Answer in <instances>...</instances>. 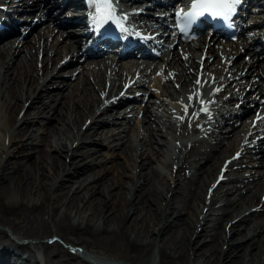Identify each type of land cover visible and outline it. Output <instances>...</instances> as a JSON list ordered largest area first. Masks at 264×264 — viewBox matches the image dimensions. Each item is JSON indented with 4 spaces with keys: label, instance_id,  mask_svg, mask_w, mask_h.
Wrapping results in <instances>:
<instances>
[{
    "label": "bare ground",
    "instance_id": "6f19581e",
    "mask_svg": "<svg viewBox=\"0 0 264 264\" xmlns=\"http://www.w3.org/2000/svg\"><path fill=\"white\" fill-rule=\"evenodd\" d=\"M64 4L0 0V99L8 113L0 126V225L17 236L0 227V264H264V113L256 112L264 104V44L200 34L180 50L167 29L154 57H132L107 75L94 70L99 61L79 62L64 39L72 28L59 18L72 14ZM168 9L159 11L167 26ZM240 9L264 35V0H241ZM22 24L18 39L1 37ZM25 62L33 74L23 72ZM130 94L138 101L117 105ZM42 116L54 121L45 128L52 154L32 146ZM103 144L120 147L127 161L107 176L94 168ZM243 163L253 168L239 175ZM53 236L77 252L43 241Z\"/></svg>",
    "mask_w": 264,
    "mask_h": 264
},
{
    "label": "rangeland",
    "instance_id": "374dc122",
    "mask_svg": "<svg viewBox=\"0 0 264 264\" xmlns=\"http://www.w3.org/2000/svg\"><path fill=\"white\" fill-rule=\"evenodd\" d=\"M14 1H17V0H14ZM48 1V0H47ZM54 1V0H53ZM52 2V0L50 1V3ZM61 17V16H60ZM35 22V21H34ZM38 24H42V21L40 22V21H37V25ZM24 26V24H22V25H19V27H23ZM29 35V34H28ZM4 36H6V35H4ZM31 36V35H30ZM20 37V35L19 34H16V37H13V39H18ZM82 58V57H81ZM24 62V61H23ZM22 62V63H23ZM79 62H81V63H83L84 62V60H80ZM78 62V60L75 62V61H72V63H79ZM21 64V63H20ZM24 67H22L24 70H23V72H26V69L25 68H27V70H28V72H26V74L28 75V73H30V74H33L34 72L32 71V65L30 64L29 65V63L28 62H25L24 63V65H23ZM29 66H31V68H30V70L28 69V67ZM78 74V73H77ZM130 93L132 94L133 93V91H130ZM131 94L128 96V98H125V99H122L119 103H117V105L118 106H120V105H122V104H124V103H133L134 101H138V100H134V99H132L131 98ZM7 100H11V103L13 102V99H9V97L7 98ZM125 100V101H124ZM3 99L1 98L0 99V126L2 127L3 126V128H5L6 127V123H5V120H6V118H7V115H8V113H7V111H6V108H5V104L3 103ZM25 107H26V105H23V108L25 109ZM245 111H247V112H250L251 111V109H247V110H245ZM245 111L241 114V116H243L244 114H245ZM43 120L42 121H44V122H42V124H40V123H35L34 124V130H33V132H34V135L32 136V139H33V143H32V146L33 147H43L44 148V150H45V152H48V153H51L52 154V150H51V148L48 146V145H46L45 143H46V139H47V137H45V128H46V126H48V125H50L51 123H52V119L50 118V117H45V116H42L41 117ZM46 118V119H45ZM133 118V117H132ZM245 119H247L248 120V118H245ZM49 120V121H48ZM53 123H54V121H53ZM131 123H133V122H131ZM112 125V128H113V130L111 131V132H113V134L114 133H116V132H120L121 134L120 135H123V133L124 132H121L120 130H121V128L122 127H119L120 125H118L117 123H115V124H110L109 123V125H107V126H111ZM6 129V128H5ZM47 129V128H46ZM2 133H3V131H1ZM1 132H0V134H1ZM2 135V134H1ZM121 140V139H120ZM113 142H119V136L118 135H115V137H113ZM123 142V141H122ZM121 146V145H120ZM99 149H100V151H102V152H104L105 154H103V155H101V154H98V153H95V155H94V157H96V159H98V158H100L102 161L100 162V165L99 164H96V165H94V168L95 169H102V167L104 168V170H102V172H103V174H104V176H107V175H109L110 173L112 174V173H116L117 172V170L118 169H121L122 167H124V165L126 164V157H125V154H123V153H121V148L120 147H118V148H108L105 144H103V145H100L99 146ZM243 164H245V163H243ZM251 168H253V166H249V165H243L242 167H241V170H240V173H239V175H245V173L247 172V170L248 169H251ZM252 170V169H251ZM260 170V172L262 173L263 172V169L262 168H260L259 169ZM106 173V174H105ZM123 179H127V177L126 176H124V175H122L121 176ZM73 183V182H72ZM88 183H90L91 184V182H88ZM198 183H201V181H200V178L198 179ZM76 185V184H75ZM241 189H242V193H244V189H245V187H241ZM37 191H38V189L37 188H34V189H32V193L33 194H36L37 193ZM71 210V209H70ZM0 227L1 228H3V230H5V232L7 233V236L10 238V237H12V238H15V237H17V236H15L13 233H11V231H10V229L8 228V226H6V225H0ZM28 241H29V239H27ZM26 240V241H27ZM18 241H19V239H18ZM39 241H42V240H39ZM38 241V242H39ZM43 241H45V242H48V243H50V244H52V243H54L55 245H57V246H62V247H65V248H68V249H70V251H73L74 252V250H75V252H77V249L76 248H71V247H69L64 241H62V239H59L58 237H47V238H44L43 239ZM20 242H23V243H26L25 242V240H22V241H20ZM40 248H33V250L36 252V254L38 255H40V257H41V260H43V257H44V254H43V252L41 251V250H39ZM78 253H80V252H78ZM81 254V253H80ZM38 255V256H39ZM117 264H122V262L121 263H117ZM124 264V263H123Z\"/></svg>",
    "mask_w": 264,
    "mask_h": 264
},
{
    "label": "snow or ice",
    "instance_id": "6c2138e0",
    "mask_svg": "<svg viewBox=\"0 0 264 264\" xmlns=\"http://www.w3.org/2000/svg\"><path fill=\"white\" fill-rule=\"evenodd\" d=\"M241 0H193L192 11L181 15V19L185 24L191 23L197 16L204 15L206 11L213 10L212 14L214 17H220L228 19L234 12L236 6ZM93 7L95 9V15L93 16L94 23L100 26L101 14L106 13L104 23L111 22V17L115 10L112 7V0H92ZM202 8L203 11H197V8ZM125 17H121L124 19ZM199 83V81H198ZM192 99L191 97L189 98ZM187 108V106H185ZM206 111V109H202Z\"/></svg>",
    "mask_w": 264,
    "mask_h": 264
}]
</instances>
